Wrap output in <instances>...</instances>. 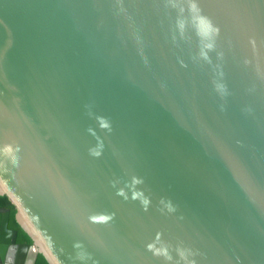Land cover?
Masks as SVG:
<instances>
[{
	"label": "water",
	"instance_id": "water-1",
	"mask_svg": "<svg viewBox=\"0 0 264 264\" xmlns=\"http://www.w3.org/2000/svg\"><path fill=\"white\" fill-rule=\"evenodd\" d=\"M0 195V264H264V0H0Z\"/></svg>",
	"mask_w": 264,
	"mask_h": 264
},
{
	"label": "trees",
	"instance_id": "trees-1",
	"mask_svg": "<svg viewBox=\"0 0 264 264\" xmlns=\"http://www.w3.org/2000/svg\"><path fill=\"white\" fill-rule=\"evenodd\" d=\"M0 206H7L10 208V218H9L8 226L11 228L17 229V232H18L17 238H16L17 242H28V243H30L31 242L30 238L23 232V230L19 227V225L15 221V218H14L15 209L5 195H0ZM35 264H48V263L45 260V258L42 256V254L39 253L37 255Z\"/></svg>",
	"mask_w": 264,
	"mask_h": 264
},
{
	"label": "flooded vegetation",
	"instance_id": "flooded-vegetation-1",
	"mask_svg": "<svg viewBox=\"0 0 264 264\" xmlns=\"http://www.w3.org/2000/svg\"><path fill=\"white\" fill-rule=\"evenodd\" d=\"M0 207H3V208H7V209H9V212H10V208L9 207H7V206H0ZM9 218H10V213H9ZM8 224H9V221H8ZM9 227V226H8ZM9 228H11V227H9ZM11 229H15L16 231H17V229L16 228H11ZM18 233V232H17ZM17 238V237H16Z\"/></svg>",
	"mask_w": 264,
	"mask_h": 264
},
{
	"label": "clouds",
	"instance_id": "clouds-1",
	"mask_svg": "<svg viewBox=\"0 0 264 264\" xmlns=\"http://www.w3.org/2000/svg\"><path fill=\"white\" fill-rule=\"evenodd\" d=\"M32 251H33V252H36V251H37V247H36V246H33ZM42 251H43V250H42ZM45 255H47V252H45Z\"/></svg>",
	"mask_w": 264,
	"mask_h": 264
}]
</instances>
